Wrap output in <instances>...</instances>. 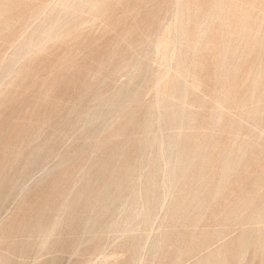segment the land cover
<instances>
[{
  "label": "rangeland",
  "instance_id": "obj_1",
  "mask_svg": "<svg viewBox=\"0 0 264 264\" xmlns=\"http://www.w3.org/2000/svg\"><path fill=\"white\" fill-rule=\"evenodd\" d=\"M0 264H264V0H0Z\"/></svg>",
  "mask_w": 264,
  "mask_h": 264
},
{
  "label": "bare ground",
  "instance_id": "obj_2",
  "mask_svg": "<svg viewBox=\"0 0 264 264\" xmlns=\"http://www.w3.org/2000/svg\"><path fill=\"white\" fill-rule=\"evenodd\" d=\"M81 2V1H80ZM55 4V3H54ZM53 4V5H54ZM45 12V11H44ZM165 30V29H164ZM159 36V35H158ZM158 44H160V42L158 43ZM163 44H164V42H163ZM163 44H162V46H163ZM178 45V44H177ZM159 47V46H158ZM157 47V48H158ZM161 47V46H160ZM163 48H164V46H163ZM157 50H159V49H157ZM160 51V50H159ZM156 52V51H155ZM160 56H162V55H160ZM84 124V123H83ZM160 128V127H159ZM160 132V131H159ZM162 138V137H161ZM167 142V141H166ZM170 146V145H169ZM162 152V151H161ZM164 162V161H163ZM166 162V161H165ZM164 165H165V163H164ZM170 185V184H169ZM170 187V186H169ZM167 190V189H166ZM62 206H63V204H62ZM66 206V205H65ZM65 210V209H64ZM147 210V209H146Z\"/></svg>",
  "mask_w": 264,
  "mask_h": 264
}]
</instances>
